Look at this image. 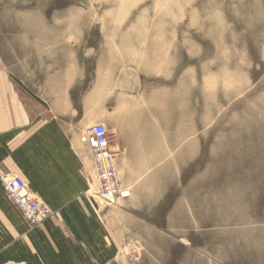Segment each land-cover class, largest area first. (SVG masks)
<instances>
[{"label":"rangeland","instance_id":"1","mask_svg":"<svg viewBox=\"0 0 264 264\" xmlns=\"http://www.w3.org/2000/svg\"><path fill=\"white\" fill-rule=\"evenodd\" d=\"M0 49L17 72L74 71L72 102L90 91V127L104 125L112 142L114 114L99 110L106 69L104 102L117 99L124 115L140 105L186 139L164 200L182 207L187 237L149 261L125 247V262L264 264V0H0ZM90 192L108 207L93 170Z\"/></svg>","mask_w":264,"mask_h":264},{"label":"crops","instance_id":"2","mask_svg":"<svg viewBox=\"0 0 264 264\" xmlns=\"http://www.w3.org/2000/svg\"><path fill=\"white\" fill-rule=\"evenodd\" d=\"M100 74L99 110L114 114L111 145L122 189L130 193L112 207L90 192L93 161L82 135L92 120L91 92L76 104L74 71L53 67L41 74L27 64L17 72L0 49V264H139L125 262V247L142 248L149 261L173 255L165 243L187 237L186 224L175 219L182 207L164 200L173 152L186 139L173 135L171 119L147 118L140 105H124V115L117 99L104 102L109 73ZM11 176L49 207L46 223L31 228L10 204L1 181Z\"/></svg>","mask_w":264,"mask_h":264},{"label":"built area","instance_id":"3","mask_svg":"<svg viewBox=\"0 0 264 264\" xmlns=\"http://www.w3.org/2000/svg\"><path fill=\"white\" fill-rule=\"evenodd\" d=\"M83 141L92 154L93 172L98 182L97 196L108 207L118 205V201L129 197L130 193L122 189L117 173V155L112 149L108 129L102 124L91 126ZM2 189L32 227L43 225L51 217L49 207L33 198L21 177L4 178Z\"/></svg>","mask_w":264,"mask_h":264},{"label":"bare ground","instance_id":"4","mask_svg":"<svg viewBox=\"0 0 264 264\" xmlns=\"http://www.w3.org/2000/svg\"><path fill=\"white\" fill-rule=\"evenodd\" d=\"M208 154V153H207ZM202 157V156H201ZM205 157V156H204ZM200 159V158H199ZM203 164H204V162H203ZM199 167V166H198ZM205 167V166H204ZM202 171V170H201ZM126 191V190H125ZM129 191V190H128ZM202 254V253H201Z\"/></svg>","mask_w":264,"mask_h":264}]
</instances>
